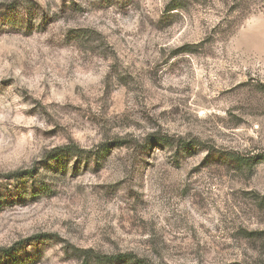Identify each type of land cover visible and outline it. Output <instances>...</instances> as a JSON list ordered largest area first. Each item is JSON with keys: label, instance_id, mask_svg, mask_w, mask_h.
Wrapping results in <instances>:
<instances>
[{"label": "rangeland", "instance_id": "1", "mask_svg": "<svg viewBox=\"0 0 264 264\" xmlns=\"http://www.w3.org/2000/svg\"><path fill=\"white\" fill-rule=\"evenodd\" d=\"M0 264H264V0H0Z\"/></svg>", "mask_w": 264, "mask_h": 264}, {"label": "trees", "instance_id": "2", "mask_svg": "<svg viewBox=\"0 0 264 264\" xmlns=\"http://www.w3.org/2000/svg\"><path fill=\"white\" fill-rule=\"evenodd\" d=\"M15 174H16V173H15ZM15 174H14V175H15Z\"/></svg>", "mask_w": 264, "mask_h": 264}]
</instances>
